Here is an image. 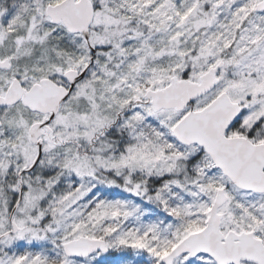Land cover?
I'll return each mask as SVG.
<instances>
[{
	"label": "snow or ice",
	"instance_id": "snow-or-ice-1",
	"mask_svg": "<svg viewBox=\"0 0 264 264\" xmlns=\"http://www.w3.org/2000/svg\"><path fill=\"white\" fill-rule=\"evenodd\" d=\"M0 264H264V0H0Z\"/></svg>",
	"mask_w": 264,
	"mask_h": 264
}]
</instances>
